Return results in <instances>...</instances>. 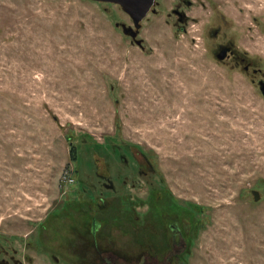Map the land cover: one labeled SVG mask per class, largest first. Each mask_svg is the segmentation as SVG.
Returning a JSON list of instances; mask_svg holds the SVG:
<instances>
[{
  "label": "rangeland",
  "instance_id": "rangeland-1",
  "mask_svg": "<svg viewBox=\"0 0 264 264\" xmlns=\"http://www.w3.org/2000/svg\"><path fill=\"white\" fill-rule=\"evenodd\" d=\"M175 1L141 48L119 5L0 0V264L145 251L123 195L153 202L151 221L199 218L182 264H264V0H186L183 30ZM226 45L248 71L215 57Z\"/></svg>",
  "mask_w": 264,
  "mask_h": 264
},
{
  "label": "flooded vegetation",
  "instance_id": "flooded-vegetation-1",
  "mask_svg": "<svg viewBox=\"0 0 264 264\" xmlns=\"http://www.w3.org/2000/svg\"><path fill=\"white\" fill-rule=\"evenodd\" d=\"M160 1L161 0H154V6L148 12L146 19L148 18V15L156 13L161 8L162 3H160ZM187 8L188 2H186V0H176L175 4L171 8V13L169 16L172 18H178L179 22L177 26H180V30H183V27L187 23V16L185 15V11L187 10ZM223 48H230L231 51L228 52L226 59L220 60L221 62L232 61L235 59L238 64L245 65V71L249 70L250 64H247V60L245 58H242L241 55L236 52L235 48L232 45L221 46L219 51L215 54L216 58ZM125 161L128 162L127 160ZM137 161H139L138 174H141L144 177H148V174L151 172L152 169L145 165V162L141 163L140 160ZM127 167L130 166L127 165ZM142 167L144 170L142 169ZM117 176L119 177L118 179H120L124 187L127 183H129V179H132L130 173L126 175L120 173ZM108 181L110 182L112 180L108 179L106 181L105 179H103L102 187H108L109 185L108 183H106ZM98 199L100 200L99 204H102L103 207H107L104 204L106 201L104 196L100 195ZM123 200L131 201L129 203L130 205L132 204L131 210H129V208H124V210L119 209V212L123 213L124 211H127V215L131 216V218L134 219L135 226L139 225L140 222V224H143V226L140 225L141 227L135 228L136 231H138L139 228L142 229L144 227V229L148 228V231L150 232L149 238H146L150 240L149 242H146L149 243L148 245H146L147 249H145V251L139 252V254L134 255L130 258H127L128 256L122 257L120 258L121 260L115 259L116 257H114L112 253L111 255H108L106 250H101L98 254L95 255V257L93 256L92 261L89 260V262H91V264H97L98 262L100 264H119L118 262L120 261L123 262H120L121 264H182L184 262V260H181L182 255L186 252L188 247V245L186 244L187 241H192L198 233L197 230H199V218L195 217L194 220L192 219V217H190L187 221H184L186 223H183L180 218L171 217L170 213L164 215L161 214L163 212H159L161 215L158 216V218H156L155 220L151 221V218H153L155 212L157 211V207H155L153 202L150 205H145L143 201L136 203V201L130 199L128 195H123ZM167 212L168 210L165 213ZM164 216L166 218H164ZM146 218H149L148 224L150 225V227H147L148 224L144 226L143 220L145 221ZM93 223L94 224L88 226V228L91 229V233L96 232L97 228L94 229V226H98L97 220H94ZM189 237L191 238L189 239ZM156 238L158 239V242L153 243V245L150 244L152 239Z\"/></svg>",
  "mask_w": 264,
  "mask_h": 264
},
{
  "label": "water",
  "instance_id": "water-1",
  "mask_svg": "<svg viewBox=\"0 0 264 264\" xmlns=\"http://www.w3.org/2000/svg\"><path fill=\"white\" fill-rule=\"evenodd\" d=\"M90 1V0H89ZM99 3H109L114 5H119L122 7L124 12L132 19L133 28H127L123 26V32L125 35L129 36L136 45L144 48L142 41L138 40L140 35V30L142 28V23L146 19V16L150 9L154 6V0H91ZM231 51L230 48H223L219 55L218 60H224L227 57L228 52ZM262 95L264 96V84H261ZM254 199L258 200L260 195L258 192L254 191Z\"/></svg>",
  "mask_w": 264,
  "mask_h": 264
},
{
  "label": "trees",
  "instance_id": "trees-1",
  "mask_svg": "<svg viewBox=\"0 0 264 264\" xmlns=\"http://www.w3.org/2000/svg\"><path fill=\"white\" fill-rule=\"evenodd\" d=\"M253 195H254V194H253ZM153 197H155V195H154ZM160 200H162V199H160ZM159 203H161V202H159ZM188 215H190V217H192V219L195 220V216H194L193 214H188Z\"/></svg>",
  "mask_w": 264,
  "mask_h": 264
}]
</instances>
